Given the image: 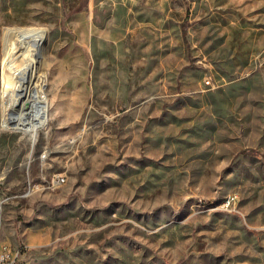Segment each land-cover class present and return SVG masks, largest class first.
Returning <instances> with one entry per match:
<instances>
[{
    "label": "rangeland",
    "instance_id": "obj_1",
    "mask_svg": "<svg viewBox=\"0 0 264 264\" xmlns=\"http://www.w3.org/2000/svg\"><path fill=\"white\" fill-rule=\"evenodd\" d=\"M7 28L42 42L34 143L2 126L25 64ZM5 242L30 264H264V0H0Z\"/></svg>",
    "mask_w": 264,
    "mask_h": 264
},
{
    "label": "bare ground",
    "instance_id": "obj_2",
    "mask_svg": "<svg viewBox=\"0 0 264 264\" xmlns=\"http://www.w3.org/2000/svg\"><path fill=\"white\" fill-rule=\"evenodd\" d=\"M6 33L7 35L13 34V37L17 38V42L19 39V47L16 55H22L25 59V64L22 67H16L15 63L12 64L14 68L13 76H15L16 83L14 86L15 92H12L15 94L14 104L10 106L9 109H5L9 110V112L3 120L2 126L17 130L31 131V141L34 143L38 129L44 127L48 122L47 97L43 89L44 83L40 78V53L42 42L37 38L34 30L29 28H7ZM13 60L11 59L9 62ZM25 194L27 195V192Z\"/></svg>",
    "mask_w": 264,
    "mask_h": 264
},
{
    "label": "built area",
    "instance_id": "obj_3",
    "mask_svg": "<svg viewBox=\"0 0 264 264\" xmlns=\"http://www.w3.org/2000/svg\"><path fill=\"white\" fill-rule=\"evenodd\" d=\"M64 181V177H57L56 182ZM30 245L23 242L18 247H11L10 242L2 243L0 246V264H30Z\"/></svg>",
    "mask_w": 264,
    "mask_h": 264
},
{
    "label": "trees",
    "instance_id": "obj_4",
    "mask_svg": "<svg viewBox=\"0 0 264 264\" xmlns=\"http://www.w3.org/2000/svg\"><path fill=\"white\" fill-rule=\"evenodd\" d=\"M186 32H187V30H186V28H184V34L186 35Z\"/></svg>",
    "mask_w": 264,
    "mask_h": 264
}]
</instances>
